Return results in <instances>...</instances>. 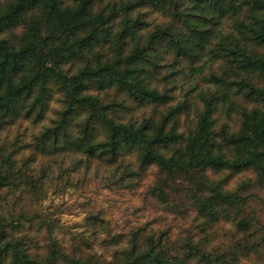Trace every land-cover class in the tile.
<instances>
[{"label": "trees", "instance_id": "1", "mask_svg": "<svg viewBox=\"0 0 264 264\" xmlns=\"http://www.w3.org/2000/svg\"><path fill=\"white\" fill-rule=\"evenodd\" d=\"M204 58L217 60L220 78L210 71L206 79ZM182 68L187 80L202 79L180 95L174 84ZM191 94L201 102L196 123ZM223 103L239 122L218 130ZM25 152L83 156L118 172L117 184L140 188L151 179L148 194L178 218L193 212L212 232L175 239L173 224L136 227L124 240L105 239L132 244L110 262L93 256L87 241L66 245L50 229L47 239L1 205V193L40 184L20 162ZM258 190L264 0H0V243L14 241L0 247V264H239L260 252L264 238L258 217L245 218L255 214ZM90 221L106 228L103 218ZM227 223L236 229L233 249L206 251ZM25 230L36 237L15 240Z\"/></svg>", "mask_w": 264, "mask_h": 264}, {"label": "rangeland", "instance_id": "2", "mask_svg": "<svg viewBox=\"0 0 264 264\" xmlns=\"http://www.w3.org/2000/svg\"><path fill=\"white\" fill-rule=\"evenodd\" d=\"M209 59L204 58V64H207L209 67H206L205 74L207 75L206 79H210L213 74H209L210 71H213L215 76L221 77L222 72L219 67L217 60L209 61ZM184 68L187 69V65H184ZM181 75L178 80L175 82L174 86L176 87L178 93L184 94L188 91H191L196 85L199 87L200 80L202 79L201 75L198 74V82L194 78L187 80L186 78L190 76L186 72L181 70ZM197 83V84H195ZM200 91V90H199ZM183 99L184 97L179 96ZM239 100L236 99L235 102ZM190 102V111L192 121L197 122V112L201 111V102L197 99V96L191 94L189 96ZM227 104L223 103L220 109L216 113L217 119V129H221L223 124L226 121H231L232 124H237L239 118L236 114H231L230 117H226ZM26 127L31 129H37L30 126L28 123L25 124ZM28 155H25V154ZM21 158V164H26L25 170L33 175L38 181L40 179V184L34 189L25 190L26 193L17 195V194H6L5 192L1 193V205L4 207L5 212L10 214L14 220H20L22 226L33 223L38 227H42V234L45 232L47 235H44L48 239V231L51 230V234L54 237L60 236L63 239H59L61 242L69 245V242L73 243L74 238L78 239L83 243L87 241L90 244L89 251L92 252L93 256L106 260L108 262L113 260L112 249H117L120 246H116V243L111 244L110 246L105 243V240L101 242L100 247L103 251L99 254H96L95 249V239L98 235V231L90 223L91 219L94 217H100L104 219V227L108 228L107 237L114 236L124 240L129 232L140 226H154L158 230H163L172 224L171 233L175 239H184L187 236H191L192 239H197V237L203 236L204 233H211L212 229L208 226L202 227L199 222L195 220V214L191 212L187 215H181L177 217L178 214H172L167 207L163 205L156 199H154L150 194H148V188L152 183L151 179L145 181L140 188L135 184H131L128 181H124V184H117L114 180H121L119 173L115 170H110L103 168L100 165H97L93 162L86 160L83 156L68 155L65 157H35L28 152H25ZM19 162V164H20ZM19 168V165H18ZM45 181L48 182L49 186L57 187L59 190L62 188L67 192L68 188H75V192L71 199H83L85 203L83 204H73V208H78L80 212H87V215L84 218L82 227L84 231L79 234L73 233L71 229L60 228V222L58 219H55V213H52L51 206L49 209H46L43 214H35L28 218L27 207L36 199L37 190L43 191ZM32 191V192H29ZM105 193H108L105 196ZM56 192H53V195H56ZM258 200L257 203H252L253 213H248L245 218H250L256 216L258 217L259 222H262V232L264 235V191H257ZM23 205L24 207H21ZM164 206L165 208H163ZM64 207L63 205L61 206ZM173 208V207H172ZM131 209V210H130ZM62 214V213H61ZM69 214H73L69 212ZM120 216V219L123 221V225L116 222L115 229L116 232L113 234V221L109 220L108 217ZM173 216L177 219L173 222ZM127 217V218H125ZM192 220V227L185 229L184 224L188 222L190 218ZM141 221H146L141 223ZM52 225H51V224ZM228 224V223H227ZM81 225H74L73 227H80ZM100 229V228H99ZM222 231V228H219V232ZM91 233V235H89ZM258 247L257 253L255 254L258 259H264V238L257 242ZM44 245V244H42ZM232 238L229 239V243L222 248L213 249L215 252L224 254L226 250H232ZM91 247L94 249L92 250ZM111 253V260L108 259L109 254ZM227 253V252H226ZM250 258H244L242 261H248ZM241 261V262H242ZM239 262V264H241Z\"/></svg>", "mask_w": 264, "mask_h": 264}, {"label": "clouds", "instance_id": "3", "mask_svg": "<svg viewBox=\"0 0 264 264\" xmlns=\"http://www.w3.org/2000/svg\"><path fill=\"white\" fill-rule=\"evenodd\" d=\"M25 155L28 154L26 153ZM133 171H135V169H133ZM233 190H234V186L232 189H229L228 191H233ZM53 192H56L57 194L53 195ZM74 192H75L74 187L68 188L67 192H65L62 188L58 190L57 187L49 186L48 182L45 181L43 191H40L39 189L37 190L36 199L33 200V202L26 209L28 218L31 219V217L35 214H43L45 210L49 209V206H51L52 213H55V219H58L60 222L59 225L60 228L71 229L75 234L82 233L84 231L82 224L85 216L87 215V212H80L78 208H73L72 205L83 204L85 203V201L83 199H76V200L71 199ZM17 195H19V193ZM107 195L108 193H105V196ZM62 205L64 206L63 208L61 207ZM21 207L24 206L21 205ZM69 212L73 214H69ZM108 219L113 221L112 230H113V234H115L116 232L115 223L118 222L121 225H123V221L120 219L119 215L114 218L108 217ZM193 219L194 217L190 218L188 222L183 225V227L185 229L192 227ZM144 222L146 221H141V223ZM74 225H81V226L73 227ZM222 228L224 229V231L220 232L219 237L214 239L210 244L206 245V251H208L209 253H211L213 249L226 246L229 243V239L231 238V236L236 234V229L231 223L222 225ZM108 230H109L108 228H101L98 230V235L95 239V249H94L96 254H99L103 251V249L100 247V244L107 238ZM42 235H47V233L45 232ZM89 235H91V233H89ZM25 236L35 238L36 233L35 232L29 233L26 230L21 231L15 234V240H20ZM236 238L243 239L244 238L243 233L237 235ZM57 239H63V237L57 236ZM197 240H199V237H197ZM13 242L14 241L11 239H5L3 240L2 243H0V247H4L9 243H13ZM131 248H132V244L129 241H125V243L122 244L118 249H112L111 251L130 252ZM141 250H143V248ZM31 255L34 256L35 252L33 251ZM108 259L111 260V253L108 256ZM241 264H264V259H258L255 253H253L251 254V257L248 261H242Z\"/></svg>", "mask_w": 264, "mask_h": 264}]
</instances>
